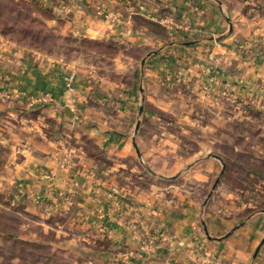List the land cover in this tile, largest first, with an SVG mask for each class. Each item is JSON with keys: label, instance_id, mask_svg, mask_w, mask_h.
Returning <instances> with one entry per match:
<instances>
[{"label": "rangeland", "instance_id": "1", "mask_svg": "<svg viewBox=\"0 0 264 264\" xmlns=\"http://www.w3.org/2000/svg\"><path fill=\"white\" fill-rule=\"evenodd\" d=\"M0 36L88 86L94 116L61 142L116 181L115 216L139 214L130 243L109 223L70 242L2 181L0 264H239L230 239L264 217V0H0Z\"/></svg>", "mask_w": 264, "mask_h": 264}, {"label": "crops", "instance_id": "2", "mask_svg": "<svg viewBox=\"0 0 264 264\" xmlns=\"http://www.w3.org/2000/svg\"><path fill=\"white\" fill-rule=\"evenodd\" d=\"M65 73L45 57L0 36V143L11 151L0 185L7 181L14 195H20L19 202L31 210H42L44 217L62 221L61 228L71 227L62 232L75 235L70 242L79 241L80 236L86 239L95 227L109 223L110 228L114 227L113 244L117 248L119 243H130L131 237L137 236L138 229L128 227L139 219V214L131 216L129 211H120V217L115 216L113 201L108 197L116 181L104 177L107 173H101L99 164L83 155L82 148L72 145L69 150L63 146L65 127H71L68 123L94 116L88 107L81 108L83 102L77 95L83 88L80 95L87 91L88 86L76 83L67 90ZM97 133L88 132L92 137ZM183 223L187 226L188 220ZM263 241L264 217H258L230 239V256L236 254L239 264H246ZM81 261L74 264H83Z\"/></svg>", "mask_w": 264, "mask_h": 264}, {"label": "trees", "instance_id": "3", "mask_svg": "<svg viewBox=\"0 0 264 264\" xmlns=\"http://www.w3.org/2000/svg\"><path fill=\"white\" fill-rule=\"evenodd\" d=\"M27 5H33L36 7L37 9V12L42 14V15H45V16H49L50 18L52 17L51 13L49 12L48 9L44 8L40 3L38 2H35V1H30L28 3H26ZM7 152V151H6ZM5 166V162L4 163H0V169H2L3 167Z\"/></svg>", "mask_w": 264, "mask_h": 264}, {"label": "water", "instance_id": "4", "mask_svg": "<svg viewBox=\"0 0 264 264\" xmlns=\"http://www.w3.org/2000/svg\"><path fill=\"white\" fill-rule=\"evenodd\" d=\"M141 112H142V108H141ZM139 129V124L137 125V129H136V132L138 131ZM218 183V182H217Z\"/></svg>", "mask_w": 264, "mask_h": 264}]
</instances>
